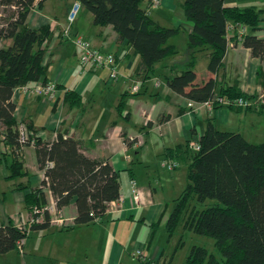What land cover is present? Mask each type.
Wrapping results in <instances>:
<instances>
[{
    "label": "crops",
    "instance_id": "crops-1",
    "mask_svg": "<svg viewBox=\"0 0 264 264\" xmlns=\"http://www.w3.org/2000/svg\"><path fill=\"white\" fill-rule=\"evenodd\" d=\"M75 1L44 0L40 6L35 2L28 14L27 26L48 25L52 31L51 38L42 44L45 76L39 81L45 78L46 82H53L57 94L49 99L15 88L11 96L15 106L13 116L17 124L22 123L28 130L30 126L35 131L34 136L43 142L52 141L57 133H62L78 140L85 155L107 161L119 173L120 195L124 201L120 208L107 211L102 218L76 226L72 200L60 209L66 226L51 222L44 229L29 230L21 251L0 254V264H148L150 261L153 262L149 264H169L171 257L164 254L163 248L155 252H149V248L157 226H165L176 199L186 186L190 162V154L183 153L186 143L202 135L207 119H211L218 130L238 132L248 141L247 136L258 133L257 122L264 114V101L250 110H233L226 106L208 109L195 104L171 91L163 79L172 72V64L182 62L178 54L158 63L153 73L145 76L139 70L138 53L125 41H120L110 25L94 24L93 15L80 6L71 27L72 35H81L95 48L114 53L118 76L111 81L105 69H82L78 63V48L71 38L61 35ZM183 1L160 0L157 7L151 8L152 0H142L141 6L149 9V16L159 25L180 27L188 34L192 26L185 20ZM252 1L249 6L262 10L254 34L264 39V4L262 0ZM9 43L10 40L0 41V47ZM201 53L207 58V50L198 51L195 66ZM259 67L260 62L251 56L249 49L241 44L231 47L228 43L223 70L217 77L218 85L236 84L256 101L264 94V67L261 76L257 75ZM136 82L141 85L133 93L131 88ZM66 92L75 93L78 104L65 101ZM121 100L123 106L119 109ZM2 139L0 131V224L11 222L17 226L28 215L25 193L39 187L44 175L38 168L34 146L28 145L20 153L26 175L7 180L11 157ZM179 148L182 153L177 156L175 150ZM162 160L177 162L178 167L167 170L160 166ZM182 163L186 164V172L179 170ZM130 180L135 181L139 191L141 203L138 205L132 199ZM20 186L25 188L20 190ZM45 195L47 204H51V194L46 191ZM171 199L172 206L169 205ZM14 204L17 209L13 208ZM19 205L24 211L18 210ZM142 239L146 241H139ZM135 248L143 251L144 260L133 256ZM146 252L153 253L150 261L144 256Z\"/></svg>",
    "mask_w": 264,
    "mask_h": 264
},
{
    "label": "trees",
    "instance_id": "trees-1",
    "mask_svg": "<svg viewBox=\"0 0 264 264\" xmlns=\"http://www.w3.org/2000/svg\"><path fill=\"white\" fill-rule=\"evenodd\" d=\"M43 1L0 0V41L10 40L8 45L0 47V131L11 157L7 180L26 175L20 153L29 144L18 141L11 96L15 88L28 86L45 76L42 44L51 38L52 31L48 25L31 28L26 24L35 2L40 6ZM76 1L93 15L94 24L110 25L118 39L138 53L139 70L145 76L151 75L158 63L179 53L170 40L181 33V28L156 23L149 16V9L142 8V0ZM182 9L192 29L186 37L185 60L172 64V72L163 76L167 86L195 104L215 95L229 100L240 97L253 100L236 84L218 85L217 77L223 70L230 41L233 46L241 44L250 50L251 56L260 62L257 75H262L264 39L254 34L262 10L229 5L226 0H184ZM229 23L245 26L240 41L235 35L227 37ZM200 50L208 51V75L199 76L194 70L195 55ZM45 80L42 82L46 83ZM64 100L70 104L79 102L73 92H66ZM122 106L121 100L118 108ZM217 106L224 105H214L213 109ZM254 106L226 107L250 110ZM28 128L34 140L38 168L44 175L40 186L24 195L28 213L47 203L43 191L47 187L58 210L74 200L76 226L102 218L108 204L121 194L118 171L107 161L85 155L80 142L72 137L57 133L52 141L43 142ZM194 141L199 145L198 151L193 152L189 142L183 151L190 154L187 183L165 223L168 240L180 224L184 231L212 238L223 258L219 262L204 247L193 245L182 264H264V140L249 142L238 132L218 130L207 119L204 132ZM179 150H175L177 156L182 153ZM206 200L210 204L205 205ZM42 217L41 222L30 225L29 229L11 222L0 224V254L17 250L29 230L48 227L50 214L45 211Z\"/></svg>",
    "mask_w": 264,
    "mask_h": 264
},
{
    "label": "built area",
    "instance_id": "built-area-1",
    "mask_svg": "<svg viewBox=\"0 0 264 264\" xmlns=\"http://www.w3.org/2000/svg\"><path fill=\"white\" fill-rule=\"evenodd\" d=\"M160 3V0H152L150 6L151 8L157 7ZM80 9V4L75 1L71 6L67 14V24L62 28L61 35L64 38H71L74 45L78 48V63L82 69L85 68H92V69H105L108 73V78L111 81H114L118 74H117V68H116V60L115 55L111 52H104L97 48H95L91 42L85 38H83L81 35L73 34L71 33V27L74 23L77 14ZM245 26L238 23H229L227 25V37L230 38L232 36H236V40L240 41L241 37L245 33ZM229 45L233 47V43L230 41ZM157 82V81H156ZM140 83L136 82L132 88L131 92H137L140 88ZM22 91L24 93L28 94H36L39 96H45L49 99H52L57 94V88L56 85L53 82H46L43 83L41 81H36L32 86H23L21 87ZM259 101H264V94L260 95L258 98ZM258 100H244L243 98H236V99H224L222 97H219L217 95L213 96L211 99L204 101L203 103H200L199 105L205 106L208 109H213L214 105H224V106H236V107H251L258 103ZM191 106H194V103H190ZM17 132H18V141L20 144L28 143L29 145L34 144L33 137L31 136V132L22 124H17ZM189 148L196 152L199 150V145L195 141H190L188 143ZM160 166L167 169V170H173L178 167V163L174 161H167L162 160L160 162ZM131 185V192H132V199L134 204L138 205L141 203L139 191L136 187V183L134 180H130ZM43 191H48L47 187L43 188ZM123 197L120 195L119 198L115 201H112L108 204L106 212L108 211H115L118 208L121 207L123 203ZM48 212L49 214L54 215V219H50V223L58 224L59 226H66L67 221L60 216V210L56 208L55 201L51 202V204H45L41 207H34L31 215L28 213L26 219L24 221H21L17 227L21 229H27V226H30L34 223L40 222V218L43 215V212ZM105 212V213H106ZM98 220V219H97ZM24 241H21L19 243L17 250L21 251L22 245ZM133 256L135 258H139L140 260H144L142 252L140 249L135 248L133 251Z\"/></svg>",
    "mask_w": 264,
    "mask_h": 264
},
{
    "label": "rangeland",
    "instance_id": "rangeland-1",
    "mask_svg": "<svg viewBox=\"0 0 264 264\" xmlns=\"http://www.w3.org/2000/svg\"><path fill=\"white\" fill-rule=\"evenodd\" d=\"M252 2H253L252 0H226L227 4H229V5L237 4L240 7L249 6ZM262 4H264V0H262ZM155 10L156 9H153V12H155ZM177 12L179 14H181L180 9H178ZM186 37H187V34H185L184 31H181V33L178 36H176L170 40V42L175 44L177 49L179 50V53H178L179 59L178 60H180V61H183L185 59ZM207 61L208 60L206 57L203 56V53H201V55L198 56L197 64H196L194 70L198 73L199 76L206 75ZM258 102H259V100H258ZM257 127L259 128L258 133H256L253 136H247L249 142L260 143L264 140V114H262L261 118L258 120ZM254 130H255V128H254ZM7 160L9 161L8 158H7ZM1 166H2V168L5 166V163L3 160H2ZM179 170L186 172V164L182 163ZM172 194H173V192H172ZM175 195H177V194H175ZM172 202H173V200L171 199L170 204H169L170 206H172ZM210 202L211 201L206 200L205 205L210 204ZM16 206L17 205L14 204L13 208L17 209ZM18 210L24 211V209H22V206H20V205H19ZM32 210H33V208L31 209V211H29L30 215H31ZM42 218L43 217H41L39 219L40 222L42 221ZM50 219H54L53 214L52 215L50 214ZM25 227H27V229H29V226L26 225ZM139 241L144 242L146 240L142 239ZM150 245H151V247L149 248V252H155V249L163 248L164 254L168 257H171V262L169 264H182L184 262L186 256L188 255L190 248L193 245L204 247L208 251V254L212 255L217 261H219V262L223 261L222 256L218 253V251L216 250V248L214 246V240L212 238L200 236V235H197V234L192 233V232L184 231L180 224L176 228V230L173 233V235L171 236V238H169V240L167 238L165 226H163V225L159 226L158 225L156 228V235L154 236L153 241ZM142 247L144 248V246H142ZM146 255H147V258L149 260V259H151L150 257H151V255H153V253L148 254V252H146V254H144V256L146 257ZM152 262L153 261H150V262H148V264L152 263Z\"/></svg>",
    "mask_w": 264,
    "mask_h": 264
}]
</instances>
